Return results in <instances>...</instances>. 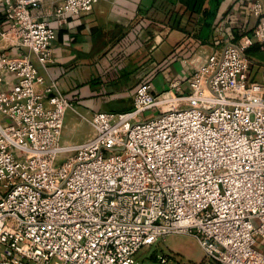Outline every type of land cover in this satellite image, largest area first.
<instances>
[{
	"label": "built area",
	"instance_id": "obj_1",
	"mask_svg": "<svg viewBox=\"0 0 264 264\" xmlns=\"http://www.w3.org/2000/svg\"><path fill=\"white\" fill-rule=\"evenodd\" d=\"M97 1L60 0L37 15L42 0H3L0 264H133L171 233L193 236L221 264H264V83L248 81L239 44L210 54L188 92L173 79L154 94L143 81L132 109L96 112L89 139L60 143L72 105L32 56L46 69L51 22ZM263 5L251 4L262 43Z\"/></svg>",
	"mask_w": 264,
	"mask_h": 264
},
{
	"label": "crops",
	"instance_id": "obj_2",
	"mask_svg": "<svg viewBox=\"0 0 264 264\" xmlns=\"http://www.w3.org/2000/svg\"><path fill=\"white\" fill-rule=\"evenodd\" d=\"M60 0H42L33 14L51 12ZM254 0H98L88 12L52 21L55 38L52 61L37 69L56 80L66 99L81 114L132 109L133 94L150 81L154 94L170 80H186L206 58L228 42L242 46L249 66L248 81L264 83V43L253 36L257 17ZM264 11V5H263ZM0 27L4 5L0 0ZM5 44L0 41V48ZM10 55L25 49H7ZM36 61V60H35ZM86 118V117H85ZM84 122L65 129V142L77 144L91 137Z\"/></svg>",
	"mask_w": 264,
	"mask_h": 264
},
{
	"label": "rangeland",
	"instance_id": "obj_3",
	"mask_svg": "<svg viewBox=\"0 0 264 264\" xmlns=\"http://www.w3.org/2000/svg\"><path fill=\"white\" fill-rule=\"evenodd\" d=\"M25 51L27 50L25 49ZM32 60L37 66L34 56H32ZM71 105L72 107L64 113L61 144L68 143L64 141L67 137L63 132L73 126L74 122H84L90 128L87 119L91 118L92 113L81 114L75 104L71 103ZM156 113L157 110L153 109L141 114L139 119L147 120L155 116ZM254 223L256 224V221ZM257 242L259 244V240ZM258 247L261 248V245ZM162 259L164 261H161ZM133 264H219V262L206 257L193 236L184 233H171L158 239L149 247L140 249L134 256Z\"/></svg>",
	"mask_w": 264,
	"mask_h": 264
},
{
	"label": "trees",
	"instance_id": "obj_4",
	"mask_svg": "<svg viewBox=\"0 0 264 264\" xmlns=\"http://www.w3.org/2000/svg\"><path fill=\"white\" fill-rule=\"evenodd\" d=\"M219 264H221V263H219Z\"/></svg>",
	"mask_w": 264,
	"mask_h": 264
}]
</instances>
